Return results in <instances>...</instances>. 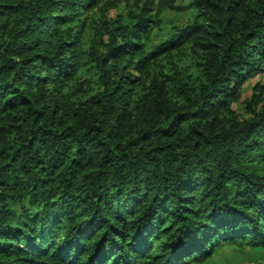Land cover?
I'll return each instance as SVG.
<instances>
[{"label":"trees","instance_id":"obj_1","mask_svg":"<svg viewBox=\"0 0 264 264\" xmlns=\"http://www.w3.org/2000/svg\"><path fill=\"white\" fill-rule=\"evenodd\" d=\"M263 66L264 0H0V264H264Z\"/></svg>","mask_w":264,"mask_h":264},{"label":"rangeland","instance_id":"obj_2","mask_svg":"<svg viewBox=\"0 0 264 264\" xmlns=\"http://www.w3.org/2000/svg\"><path fill=\"white\" fill-rule=\"evenodd\" d=\"M180 1L184 5H188L190 3V0ZM113 14H115V12H113ZM193 17L194 13L191 10H187L182 14H177L175 11H165L162 15L165 24L163 25L162 29H158L155 32L154 43L160 42L167 36L172 22H175L177 24H186L190 22ZM258 83L264 85V66L261 67L257 71V73L250 79V81L244 86L241 99L233 104V109L242 119L247 117L246 102L252 95L253 87ZM244 256L245 259L248 257L246 254H244ZM241 259L242 257L239 258L238 254H236L231 247H227L218 254L215 262L219 264H240Z\"/></svg>","mask_w":264,"mask_h":264}]
</instances>
